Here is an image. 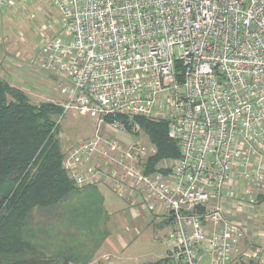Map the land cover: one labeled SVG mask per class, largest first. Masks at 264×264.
<instances>
[{
  "label": "built area",
  "instance_id": "1",
  "mask_svg": "<svg viewBox=\"0 0 264 264\" xmlns=\"http://www.w3.org/2000/svg\"><path fill=\"white\" fill-rule=\"evenodd\" d=\"M48 1L62 19L40 58L64 99L55 128L68 114L93 128L65 154L68 179L165 223L166 264H264L249 237L264 198V0ZM135 118L168 120L179 158L147 174L157 148Z\"/></svg>",
  "mask_w": 264,
  "mask_h": 264
},
{
  "label": "trees",
  "instance_id": "2",
  "mask_svg": "<svg viewBox=\"0 0 264 264\" xmlns=\"http://www.w3.org/2000/svg\"><path fill=\"white\" fill-rule=\"evenodd\" d=\"M62 114L61 105L34 104L0 77V264H88L109 233L97 189L81 191L63 171L60 126L55 128ZM133 121L157 148L147 174L179 158L168 120ZM51 209L54 234L32 220L34 211ZM48 237L56 244L50 250L40 247Z\"/></svg>",
  "mask_w": 264,
  "mask_h": 264
},
{
  "label": "rangeland",
  "instance_id": "3",
  "mask_svg": "<svg viewBox=\"0 0 264 264\" xmlns=\"http://www.w3.org/2000/svg\"><path fill=\"white\" fill-rule=\"evenodd\" d=\"M61 21L60 14L48 0H32L28 4L7 8V31H5L7 34V75L11 72L20 74L17 79L21 83L19 89L34 104L53 102L61 105L64 102L58 90L60 81L56 76L47 74L40 68L41 43L44 39L57 35L61 31ZM92 129L88 118L73 114L66 115L62 120L58 135L63 152L67 154L77 143L89 138ZM167 165L171 167L173 163L170 162ZM103 192L108 210L115 211L118 201L109 191L103 189ZM118 204L122 206L124 203L119 201ZM53 214L52 209L36 210L32 214V220L43 224L51 234H54L53 225L57 222ZM259 217H262L261 211ZM119 224L114 221L110 228L113 234L117 231L115 229ZM153 226L154 228H150L155 230L157 225ZM163 232L156 234L155 231L151 236V232L148 231L137 240H132L127 250H123L122 246L118 245L121 260L126 264H143L167 255L168 249L165 243L167 237L162 238ZM44 237L45 234L42 235L43 240H45ZM48 240L46 244L40 243V247L50 250L56 246L50 237Z\"/></svg>",
  "mask_w": 264,
  "mask_h": 264
},
{
  "label": "crops",
  "instance_id": "4",
  "mask_svg": "<svg viewBox=\"0 0 264 264\" xmlns=\"http://www.w3.org/2000/svg\"><path fill=\"white\" fill-rule=\"evenodd\" d=\"M6 27L7 8L0 10V77H3L2 79L8 82L10 85L19 88V85L21 83L17 79L19 78L20 74L17 75L16 72H11L9 73V75H7V34H5V31H7ZM95 189H97L102 198V205L106 213L107 230L109 233L106 239L103 241L101 247L96 249L91 262L88 264H107V262H109L110 260L113 261V264H126L123 260H121V253H119L117 248L118 245H121L123 250H127L130 248L132 240H137V238L148 231L151 232V236L154 235L155 231L156 234L164 231L162 234V238L167 236L168 229L165 223L150 219L148 213H146L145 211H140L138 212V214L132 213L126 206V204L115 196L114 198H116L118 202L120 201L124 204L121 206L117 202L115 211L108 210L107 206L105 205V196L103 192V189H107L104 187H98ZM260 211L262 213V217H259ZM238 218L242 220L245 219L243 214H239ZM114 221L120 224L117 225V228L115 229L117 231L113 234L110 228L113 226ZM250 222H252V230L249 231V237H251V241H254V243H256L257 245L264 246V199L260 198V202L256 208L255 215L253 216V218H251ZM155 224L157 226L154 230L153 225ZM166 246L168 249L167 243ZM165 257L166 255L143 264H152L157 261L164 260Z\"/></svg>",
  "mask_w": 264,
  "mask_h": 264
}]
</instances>
